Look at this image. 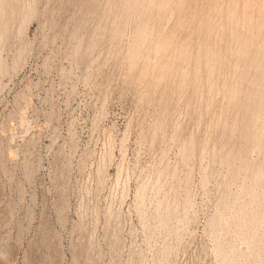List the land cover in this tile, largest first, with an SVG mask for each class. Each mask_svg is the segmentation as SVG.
Instances as JSON below:
<instances>
[{"label": "rangeland", "instance_id": "374dc122", "mask_svg": "<svg viewBox=\"0 0 264 264\" xmlns=\"http://www.w3.org/2000/svg\"><path fill=\"white\" fill-rule=\"evenodd\" d=\"M213 1L0 0V264H264V218L234 214L264 140L244 146L252 99L221 87L258 71Z\"/></svg>", "mask_w": 264, "mask_h": 264}, {"label": "bare ground", "instance_id": "6f19581e", "mask_svg": "<svg viewBox=\"0 0 264 264\" xmlns=\"http://www.w3.org/2000/svg\"><path fill=\"white\" fill-rule=\"evenodd\" d=\"M164 0H162V3H163ZM210 1V0H209ZM244 3H243V7L242 8H238V1L237 0H227V9H226V12H225V24L229 26V33H230V43H232V41L234 42H237L238 45H237V49L234 50L232 52V49H231V52L234 56L237 57L236 59V62L238 63L237 60H242L243 62H246L248 61L249 64L247 66V68L245 70H248L249 68H253L254 69V72L255 71H258V74L255 72V74L253 76H251L250 78L244 73L245 71H241V72H237V69L236 70H233L232 72V76H234V74H236L237 76L239 75H246V77H248V79L244 76H240L241 78V82H243L244 80L247 79V85H246V88L243 90V87L241 86V88L237 85L235 86V83L234 86H229L228 87L227 85L228 84H225L223 83L221 85L222 89H224V91L226 92L227 96H228V104L230 106H232V108L235 106V105H238L240 106V101L242 99H244L243 97H248V100L252 99L251 101V104L249 103L250 106L246 105V103H244V108H245V114H246V118L244 116H241V118H245L246 120H242L241 119V123L244 122V124L242 123L243 125V136L244 138V146H262V138H264V0H243ZM161 2V0H160ZM160 3V4H162ZM218 2L217 0H214L212 2L213 6L216 5ZM180 4H181V1H180ZM159 6V5H158ZM163 6V5H162ZM209 6V5H208ZM124 7V2L122 4V8ZM211 8V7H210ZM216 8V7H215ZM214 8V10H215ZM161 10V9H160ZM201 10V9H200ZM211 10V9H209ZM203 13V12H202ZM206 13V12H205ZM209 15V14H207ZM149 17V16H148ZM182 17V15H181ZM179 18L177 23L179 25H181L183 23V19L184 18ZM183 17L184 14H183ZM204 18V17H203ZM221 19V18H220ZM219 19V20H220ZM188 20V19H187ZM210 20V19H209ZM208 20V22H209ZM214 21V20H213ZM185 22V21H184ZM205 22V21H204ZM176 23V24H177ZM187 23V22H186ZM212 23V22H211ZM218 23V22H217ZM222 22H220L221 24ZM143 25V24H142ZM178 26V25H177ZM182 26V25H181ZM207 26V25H206ZM225 26V25H224ZM241 26V28H244V29H247L246 31L248 32V30H250V35L246 33V35L242 34L240 31H238V28ZM145 28V26H143ZM213 27V26H212ZM180 28V27H179ZM209 28V27H208ZM140 29V27H139ZM220 29L223 30L222 27H220ZM146 30V29H145ZM200 30V29H199ZM218 30V29H217ZM217 30H216V36H214V38H217ZM141 31H143L141 29ZM158 31V30H157ZM211 31H212V28H211ZM140 32V30H139ZM199 32V31H198ZM204 32V31H203ZM209 33V32H208ZM211 33V32H210ZM221 33V32H220ZM249 33V32H248ZM147 34V33H146ZM209 35V34H208ZM211 35V34H210ZM221 35V34H220ZM173 36V35H172ZM175 36V35H174ZM161 36H159V39H160ZM208 36H206L207 38ZM222 38V37H220ZM157 39V38H156ZM158 39V40H159ZM209 39V38H208ZM140 40V39H139ZM141 41V40H140ZM207 41V40H206ZM216 41V39H215ZM214 41V42H215ZM153 42V40H152ZM184 42V41H183ZM205 42V41H204ZM221 42V41H220ZM219 42V43H220ZM207 43V42H206ZM229 43V44H230ZM178 44V43H177ZM236 44V43H235ZM234 44V46H235ZM139 45V44H138ZM155 47V49H165L166 46H168V41L167 40H159V41H156L155 40V43L153 44ZM189 44H187V47H188ZM199 45V44H198ZM232 45V44H231ZM176 46V45H175ZM179 46V48H178ZM220 45L216 46V42H215V45H209L204 47V49L202 50H199L197 51V57L196 59H198L197 62L199 61H203L204 63V66L206 68V77L210 78V75L214 70V68H217L216 65H217V62H218V48ZM140 47V46H139ZM137 47V49L139 48ZM199 47V46H198ZM225 47V46H224ZM178 50H177V49ZM176 48L173 50V51H177L178 54L181 53V56L185 55L183 53L184 50L186 49L184 44L183 43H180V45H177ZM235 48V47H234ZM135 49V48H134ZM230 49V48H229ZM198 50V49H197ZM135 51H138L135 49ZM175 51V52H176ZM186 51V50H185ZM226 51V50H225ZM165 52V51H164ZM176 52V54H177ZM200 52V53H199ZM137 53H140V52H137ZM136 52H131V58H132V62H134V58L136 57L137 55ZM156 53V52H155ZM161 53V52H160ZM191 53V52H190ZM196 53V52H195ZM177 54V55H178ZM189 54V53H188ZM194 54V53H193ZM139 55V54H138ZM190 55V54H189ZM195 55V54H194ZM176 56V55H175ZM180 56V57H181ZM179 57V58H180ZM221 57V56H220ZM130 58V59H131ZM170 58V57H169ZM178 58V57H177ZM220 59V58H219ZM137 60V59H136ZM161 60V59H160ZM170 62V61H169ZM172 62V61H171ZM221 62V61H220ZM230 62V61H229ZM242 62V63H243ZM156 63V62H155ZM154 63V64H155ZM164 63V62H163ZM195 63V62H194ZM200 63V62H199ZM235 63V60L234 62ZM247 63V62H246ZM147 64V63H146ZM158 64V63H157ZM167 64V63H166ZM172 64V63H171ZM224 64V63H223ZM222 64V66H223ZM230 64V63H229ZM245 64V63H244ZM234 66L237 67V65L233 64ZM173 66V65H172ZM218 66V65H217ZM244 66V65H243ZM144 67V66H143ZM159 68V72L160 73L159 75H164L169 72H173V70L171 71L170 67H168V65H165L161 63V65L158 66ZM195 70V69H194ZM194 70L192 72H194ZM198 70H199V67H198ZM197 70V71H198ZM183 71V70H182ZM181 71L180 69V76L181 75L184 77L185 75L188 76V74H185ZM195 71V72H197ZM230 71V68L228 70V72ZM194 72V74H195ZM199 72V71H198ZM197 72V73H198ZM247 72H250V71H247ZM175 73H176V70H175ZM214 73V72H213ZM179 74V73H178ZM193 74V73H192ZM193 74V75H194ZM199 74V73H198ZM201 74V73H200ZM199 74V75H200ZM229 74V73H228ZM257 74V75H256ZM226 75V74H225ZM153 76V75H152ZM162 76L160 77V79L162 78ZM168 76V74H167ZM155 78V76H153ZM158 77V75H157ZM186 77V76H185ZM194 77L195 79H193L194 82H196V80L200 79L199 76L196 74L195 76H192ZM223 77H226V76H223ZM164 78V77H163ZM202 78V76H201ZM205 78V77H204ZM208 78L209 81H211L210 79ZM213 78V77H212ZM238 78V77H237ZM244 78V80H242ZM206 79V78H205ZM225 79V78H224ZM232 79V78H231ZM158 80V79H157ZM156 80V81H157ZM184 80V79H182ZM218 80V79H217ZM237 80V79H236ZM154 81V80H153ZM181 81V80H180ZM225 81V80H224ZM220 82V81H219ZM227 82V81H226ZM210 83V82H208ZM212 83V82H211ZM218 84V82H217ZM246 84V83H245ZM220 85V84H219ZM232 85V84H231ZM210 86V84L208 85ZM227 87V88H226ZM212 89V88H211ZM216 89V88H215ZM221 89H219L220 91ZM222 91V90H221ZM242 92H243V96H242V99L239 98L241 97L242 95ZM220 93V92H219ZM223 93V92H222ZM225 95V94H224ZM245 97V98H246ZM250 97V99H249ZM240 99V100H239ZM227 100V99H226ZM247 101V100H246ZM227 102V101H226ZM250 102V101H249ZM211 103V102H210ZM242 103V102H241ZM227 105V103H226ZM241 105V108L242 106ZM221 106V105H220ZM237 106V107H238ZM236 107V106H235ZM234 107V109H235ZM222 108V107H221ZM240 108V107H238ZM243 108V109H244ZM240 111V113L242 114V110ZM223 110V109H222ZM229 110V109H228ZM228 110L226 112H228ZM220 111V110H219ZM231 112V111H230ZM239 112V109L236 111V113ZM233 113V111H232ZM225 114V113H224ZM239 114V113H238ZM236 114V116L238 115ZM243 114V115H245ZM235 116V117H236ZM240 116V115H238ZM241 125V127H242ZM242 129V128H241ZM191 141V140H190ZM188 142V141H187ZM189 144V143H188ZM187 147V146H186ZM185 147V144L183 146V148H185V151L184 149L182 154H185V156L188 157V148ZM246 148V147H245ZM248 148V147H247ZM251 148V147H250ZM253 148V147H252ZM241 149V148H240ZM187 150V151H186ZM243 150V148L241 149V151ZM248 150V149H247ZM231 152V151H230ZM240 152V151H239ZM243 153H244V150H243ZM237 154H238V149H237ZM244 155V154H243ZM184 156V155H183ZM242 156V155H241ZM239 156V157H241ZM246 155H244L243 157H245ZM237 157V156H236ZM242 158V157H241ZM249 158V157H248ZM250 159V158H249ZM245 160V162H243V165L241 166V169L244 170V174H246V176H248V178H250V183L246 185L244 184L246 181V179H243L241 182H238L240 183L242 189L245 191V194L244 195H240L236 198H240V201L238 203V206L237 208L234 210V214H235V217L237 218L238 222H240L242 219H244L246 216L248 215H251V219H252V222L254 224H256L257 222H259L260 220H262V218H264V214H259L257 212V210H255L253 208V206H256L257 204L260 203V201L262 199H264V161H262L261 165H259V167H252V163H249L248 160ZM229 163L231 164V162L229 161ZM252 164V165H250ZM255 164V163H254ZM233 165V164H232ZM231 165V166H232ZM230 167V166H229ZM233 167V166H232ZM230 169H232L230 167ZM238 169V168H237ZM233 172V170H231ZM230 171V172H231ZM240 172V171H239ZM243 178V177H242ZM244 178H246L244 176ZM244 181V182H243ZM258 184H261L262 185V191L261 193L257 192L256 191V186H258ZM250 217V216H248Z\"/></svg>", "mask_w": 264, "mask_h": 264}]
</instances>
